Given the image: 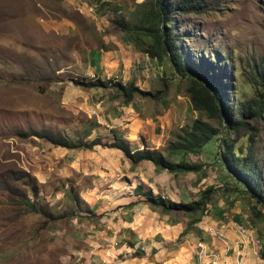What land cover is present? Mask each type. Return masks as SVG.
<instances>
[{
  "label": "rangeland",
  "instance_id": "1",
  "mask_svg": "<svg viewBox=\"0 0 264 264\" xmlns=\"http://www.w3.org/2000/svg\"><path fill=\"white\" fill-rule=\"evenodd\" d=\"M194 1H200L204 11L173 13L170 26L178 30L189 52H203L206 58L220 54L222 67L232 75V105L252 110L264 95L260 87L264 79V0ZM151 5L152 0H0V264H87L90 256L93 261L88 264L97 262V252L84 246L88 237L102 240L98 232L102 214L96 211L102 208L99 202L107 191L104 178L91 174L85 165H70L72 156L64 155L61 147L16 134L46 129L76 143L84 140L91 123L98 125L99 114L118 116L116 108L130 103L135 114L129 121L138 124L137 129H111L108 136L96 138L109 143L112 130L121 132L129 143L135 142L134 148L157 150L173 162L202 166L208 179L199 193L212 187L211 202L206 205L208 226L183 237L176 231L178 239L166 227L163 235L167 239L159 243V263L144 254L136 260L133 252L124 258L109 252L102 264H264V211L248 195L234 199L229 189L233 186L215 161L219 138L235 140V149L246 154L253 134L252 149L264 171V115L246 116L245 129L226 130L219 119L193 109L187 91L189 78L176 75L166 59L157 64L159 68L154 65L148 70L147 76L140 68L131 81L144 80L152 97L135 95L126 104L110 86L84 88L98 95L66 101L71 95L66 86L73 85L72 79H95L83 76L77 68L76 52L102 42V34L113 28L104 26L106 21L113 25L114 20L127 17L125 21L137 24ZM65 20L71 28L57 25ZM108 79L122 83L119 76ZM169 112L167 125L162 116ZM196 119L214 127L218 135L195 154L171 149ZM194 180L188 177L186 181ZM181 192L185 199L195 193L187 187ZM191 215L172 212L170 218L186 224ZM170 223L169 227L176 226ZM252 239L259 240V248Z\"/></svg>",
  "mask_w": 264,
  "mask_h": 264
},
{
  "label": "trees",
  "instance_id": "2",
  "mask_svg": "<svg viewBox=\"0 0 264 264\" xmlns=\"http://www.w3.org/2000/svg\"><path fill=\"white\" fill-rule=\"evenodd\" d=\"M204 5L200 1L194 0H152V5L146 14L137 24H130L125 19H116L113 25L120 31L133 39L137 49L146 54L150 59H156L162 63L165 59L169 62L174 73L189 78L187 91L190 95V103L194 110L204 112L210 118H217L226 130L238 131L245 129V117H260L264 115L263 100L252 110H242L239 106H233L229 98L230 90L233 89L232 75L225 67H222L221 56L217 52L206 58L203 52H189L180 38L175 27L170 26L173 13L184 15L191 12H203ZM168 25L167 27L165 26ZM225 64V62H223ZM75 87L81 88H108L110 86L117 89L123 97L124 102L129 104L135 95L152 97L151 92L139 89L133 83L122 84L112 80H101L95 77L93 81L72 79ZM260 87L264 88L263 83ZM254 100H251V104ZM238 115L233 118V115ZM100 125L91 123L89 130L84 133V140L74 143L67 136L54 134L50 130L18 132L16 135L21 138L37 137L47 143L65 149H92L95 146L108 147L120 150L125 158L132 164L149 162L166 172L174 175L199 173L202 166L186 161L173 162L157 150L133 149L131 144L123 138V133L113 132L112 140L104 143L100 138L85 140L91 135V130ZM218 135V131L201 120H194L189 129L184 130L180 143L171 145V149L179 150L183 154L197 153L207 142ZM218 139V138H217ZM255 135L249 136V146L246 154L241 149H235V140L219 138L220 150L216 154L215 161L226 175L230 192L234 198L248 195L255 205L264 211V171L259 168L258 161L252 149ZM227 188V187H226ZM211 189L202 191L201 198L190 203L173 202L155 196L153 192L143 184H138L136 192L142 196L145 202L152 206L160 207L165 212H185L188 214H203L206 205L210 202ZM233 189V190H232ZM32 191L34 192L33 188ZM32 192V193H33ZM35 193V192H34ZM76 197H74L75 199ZM75 202L77 200H74ZM197 219L192 220L193 225ZM184 230L181 236L186 232ZM180 236V237H181Z\"/></svg>",
  "mask_w": 264,
  "mask_h": 264
},
{
  "label": "crops",
  "instance_id": "3",
  "mask_svg": "<svg viewBox=\"0 0 264 264\" xmlns=\"http://www.w3.org/2000/svg\"><path fill=\"white\" fill-rule=\"evenodd\" d=\"M68 23L65 20L62 24L58 23L57 25L61 29H69L72 26H69ZM108 25L113 27L112 31L102 34V42L100 44L96 47H86L85 50L82 49L76 52L75 64L82 71L83 76L97 77L101 80L119 76V80L125 84L133 81L140 68L141 74L145 76H147L148 70L155 68L154 65L159 68L157 64L160 63L149 59L147 55L137 49L132 38L126 34L124 35L116 26L106 21L104 26ZM134 82V85L141 90L149 91L148 85L144 80L139 78ZM66 88H69L71 92V95L66 100L70 103L74 102L78 96L87 100V97L91 96L90 93L98 95L94 90H90L89 92L74 85L66 86ZM85 102L83 105H87ZM96 106L98 108L101 107L99 103H96ZM124 106L116 108V111L119 113L118 116L114 112L111 114H99L97 120L100 126L89 136V140L102 136L104 138V136L109 135L106 132L111 129L119 128L120 130L129 132L136 130L138 124L129 121L130 116L135 114V107L131 103L127 107ZM122 108L125 109L123 112H121ZM162 119L166 122L164 124H167L170 119V112L162 116ZM105 139H101L102 142ZM130 143L132 147L135 144L134 141H130ZM62 149L64 150V155L67 157L72 156L70 157L72 158L70 165L73 163L85 165L92 170L91 174L94 173L96 176H101L104 178V182L107 183V191L99 202V205L102 204L103 206L99 211H96L98 214H102V217L99 218L102 227L98 229L102 240L92 241L88 237L86 238L87 246H84L88 250L97 252L96 256L98 259H96L97 262L95 264L105 263L104 257L109 252L117 258H124L128 253L131 254L133 252L137 255V257L135 256L136 260L144 254L147 258H154L156 263H159L160 260L157 257L160 247L159 243H164L167 239L163 235L166 227L170 229L172 237L181 236L180 234L184 230H186V233L183 236L188 235L191 230L198 233L201 228H207L208 221L205 220V218H208L207 208L203 214H192L191 219L185 224L177 220L173 221L170 218L172 212H165L158 207L163 213V215H160L161 211H156L158 209L156 208L157 206H152L145 202L142 196H139L136 192L138 184H143L155 196L162 195L164 200L190 203L200 199L198 198L201 195L199 192L204 188L203 183L208 179L207 173L205 175L200 171L199 173L174 175L155 167L149 162L132 165L120 150L102 146H95L91 150L86 151L82 149L77 152L75 150ZM133 149L139 148L133 147ZM95 162L99 164L94 165ZM188 177H194L195 180L187 182ZM209 184H212V182ZM185 187L195 192L192 197L188 196L186 199L184 198L185 195L181 191ZM195 219L197 221L193 225H190V222ZM169 222H171V225L174 224L176 226L169 227ZM176 231L177 236L175 234ZM177 250L181 252V249H176L175 251ZM90 257H87V264L93 261L89 259Z\"/></svg>",
  "mask_w": 264,
  "mask_h": 264
},
{
  "label": "built area",
  "instance_id": "4",
  "mask_svg": "<svg viewBox=\"0 0 264 264\" xmlns=\"http://www.w3.org/2000/svg\"><path fill=\"white\" fill-rule=\"evenodd\" d=\"M117 79H118V78H114L115 81H118ZM93 113L96 114L95 111H93ZM161 198L164 199L163 196H162ZM241 232L244 233L245 230H244L243 228H241ZM252 242H253V243L259 248V246H260V242H259V240H253V239H252Z\"/></svg>",
  "mask_w": 264,
  "mask_h": 264
}]
</instances>
